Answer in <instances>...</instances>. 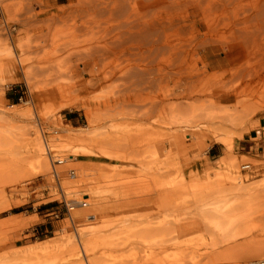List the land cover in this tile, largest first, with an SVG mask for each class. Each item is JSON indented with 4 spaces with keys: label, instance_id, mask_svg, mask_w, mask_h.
<instances>
[{
    "label": "bare ground",
    "instance_id": "1",
    "mask_svg": "<svg viewBox=\"0 0 264 264\" xmlns=\"http://www.w3.org/2000/svg\"><path fill=\"white\" fill-rule=\"evenodd\" d=\"M21 4L30 10V1ZM0 5L10 27L12 3L0 0ZM40 20L48 27L70 22L68 32L72 38L62 41L57 34L51 43L48 32H41L25 42L0 46V79L19 78L22 68L21 76L30 89L36 84L34 78L44 77L52 82L56 97L75 96L71 105L84 112L86 126L79 136L58 134L28 155L35 158L38 166L48 169L46 153L50 146L61 147L64 152L57 150L63 155L59 162L74 164L76 171L82 172L77 178L80 183L74 185L88 188L85 192L91 195L79 193L74 186L80 196L64 199L69 210L67 218L78 221L108 209L107 192L113 187L117 192L122 187L115 186L117 180L111 172L119 170L108 166V160L126 156L137 167L130 169V178L139 172L150 183L156 185L158 180L161 184L159 196H164L165 202L162 208L168 202L177 207L183 193L190 198L198 190L211 188L221 194L228 185L226 178L237 184L240 193L251 190L235 175L237 162L230 152L217 159L225 169L224 178L201 184L182 172L185 166L199 160L201 153L193 152L196 148L200 151L206 139L221 141L227 147L230 134L243 126L256 107L253 97L260 80L264 81V61L254 67L257 60L264 58V48L258 50L264 34V0H67L64 7ZM85 34L87 37L79 39ZM3 35L0 31V38ZM98 88L103 89L102 94L92 96L91 90ZM81 92L85 100L79 99ZM1 101L2 93L0 121H5L10 113L1 108ZM9 141L6 137L5 142ZM73 142L76 148L66 154ZM17 145L23 147L21 143ZM90 155L102 160H80ZM74 171L71 169L70 175L75 179ZM95 171H100L102 178L99 183L95 181L92 189L85 184ZM170 175L173 177L164 180ZM203 175L210 178L209 168H204ZM135 181H130L134 191L138 187ZM134 195L142 197L139 201L147 200L143 193ZM229 212L216 201L204 202L200 216L216 225L224 221L227 225ZM75 239L82 247L80 239ZM88 241H83L85 248ZM262 249L263 245L254 248L252 255L262 256ZM82 256L77 264H100L97 258H86L84 251ZM256 262L261 264L264 259Z\"/></svg>",
    "mask_w": 264,
    "mask_h": 264
},
{
    "label": "rangeland",
    "instance_id": "2",
    "mask_svg": "<svg viewBox=\"0 0 264 264\" xmlns=\"http://www.w3.org/2000/svg\"><path fill=\"white\" fill-rule=\"evenodd\" d=\"M22 1L31 2L29 11L23 8ZM7 2L12 3L10 17L13 24L8 27L5 23L7 14L5 16L0 5V31L5 33L0 38L1 47L6 43L25 42L33 37L32 34L41 32H48L51 43L57 34L62 41L72 38L68 32L70 22L61 21L48 27L40 20L64 7L67 0ZM85 37L86 34L79 39ZM263 48L264 34L260 36L258 50L262 51ZM263 61L264 58L257 60L254 67L263 64ZM22 71L20 68L19 78L0 79L1 108L10 113L7 120L0 121V264H77L83 260V256L80 257L83 251L86 258H97L100 264H204L207 261L213 264H251L264 259V253L256 256L251 252L258 246L264 247V81L260 80L253 97L256 107L252 114L250 111L251 116H247L242 127L236 128L239 134H230V144H227L230 150L221 141L206 139L204 149L201 147L202 150L197 151L196 148L193 152L201 153L199 160L185 166L182 172L186 178L193 177L201 184L214 182L217 177L224 178L225 169L219 166L218 160L221 155L230 152V157L237 162L233 169L235 175H239L251 190L240 193L237 184L226 178L228 185L221 194L214 193L211 188L198 190L190 198L183 193L177 200V207L170 206L168 202L166 205L169 204V207L162 208L165 202L162 201L164 196H159L161 184L158 180L156 185L150 183L139 172L130 178V169L137 167L126 156L125 159L108 160V166L119 170L111 172L114 181L117 180L115 186H122L125 192L121 189L115 192V187L113 190L110 188L107 192V210L100 209L87 219L73 221L67 218L69 210L64 208L62 199L76 197L80 192L89 190L75 186L80 183L77 180L82 172L76 171L74 164L59 162L63 155L57 154V150H62L61 147L50 146V152L46 153L48 169L38 166L35 158L28 155L44 144V140L49 141L58 134L75 133L79 136L86 126L84 112L80 107L71 105L75 96L56 97L52 82L43 80L44 77L42 80L41 76L34 78L36 84L30 89L21 76ZM102 90L92 89L91 95H101ZM83 95V92L79 93L80 100H85ZM6 137L10 139L9 142H5ZM16 147H19L18 151ZM74 147L73 142L65 150L66 154L72 152ZM80 160L99 163L102 158L90 155ZM245 163L251 165L249 170L242 169ZM205 167L211 172L208 179L203 175ZM74 168L76 180L69 173ZM171 177L167 176L164 180ZM101 178L102 173L95 171L92 180L85 186L93 189L95 181L99 183ZM124 180L128 182L124 183ZM131 180H136L138 184L136 191L130 184ZM73 187L79 193L76 194ZM134 192L143 193L147 200L139 201L142 197L136 198ZM213 201L230 210L227 225L225 221L216 225L200 216L202 204ZM76 237L82 242V247L75 241ZM83 238L89 240L87 248L83 246Z\"/></svg>",
    "mask_w": 264,
    "mask_h": 264
},
{
    "label": "built area",
    "instance_id": "3",
    "mask_svg": "<svg viewBox=\"0 0 264 264\" xmlns=\"http://www.w3.org/2000/svg\"><path fill=\"white\" fill-rule=\"evenodd\" d=\"M250 168H251V165H250L249 163H245V164L242 165V169H247V170H249ZM69 173H70V171H69ZM62 202H63V206H64V208L67 210V204H66L65 200L62 199ZM251 264H257V262H252ZM261 264H264V262L261 263Z\"/></svg>",
    "mask_w": 264,
    "mask_h": 264
}]
</instances>
